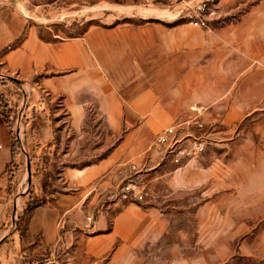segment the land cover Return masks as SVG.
<instances>
[{
  "label": "rangeland",
  "instance_id": "obj_1",
  "mask_svg": "<svg viewBox=\"0 0 264 264\" xmlns=\"http://www.w3.org/2000/svg\"><path fill=\"white\" fill-rule=\"evenodd\" d=\"M186 4L191 3L0 0L1 12L9 10L17 20L19 41L34 35L45 44L79 42L84 48L76 65L42 76L78 84L81 122L72 121L65 97L52 98L37 85L40 80L7 76L0 66V116L18 153L17 128L26 119L19 116L21 108L37 116L31 108L41 103L54 138L49 155H22V170H10L18 197L33 194L39 204L25 211L27 202L18 203V218H8L0 230L12 227L21 241L30 213L50 210L60 215L58 238L67 225L78 233L67 240L71 264H264V0H218L216 20L204 31L176 17ZM109 36L120 41L99 44L105 68L89 39ZM180 38L178 48H167ZM102 86L116 92L118 123L109 122ZM144 91L153 95L149 109L139 98ZM191 108L201 110L211 132L198 167L164 174L175 171L169 167L146 178L145 202L132 203L139 209L134 228H118L121 206L109 208L100 198V177L87 181L85 170L131 132L133 144L145 149ZM65 198L77 200L66 212ZM89 216L94 221L85 230Z\"/></svg>",
  "mask_w": 264,
  "mask_h": 264
},
{
  "label": "crops",
  "instance_id": "obj_2",
  "mask_svg": "<svg viewBox=\"0 0 264 264\" xmlns=\"http://www.w3.org/2000/svg\"><path fill=\"white\" fill-rule=\"evenodd\" d=\"M8 11L4 10L1 12L0 10V66L2 67V73L7 76L16 75L18 79L23 81H33L34 78L37 81L40 80V83L37 85L48 91L52 98L56 96L66 98L67 107L73 116V120H70L81 122L84 117L82 115L83 111L81 106L75 103V98L80 93L78 84L73 83L72 79H54L44 78L42 76L45 74L52 75L57 71L76 65L78 54H82L84 49L82 43L64 42L60 44H45L34 35L26 37L23 41H19V25H15V21L17 20L14 19V14H8ZM193 29L204 31L200 28ZM108 39L112 43H119L120 41L118 37L115 39L114 36L92 37L89 39L91 49H93L94 53L98 54V61L105 68L107 66L104 64L103 58H100L98 49L100 47L104 48L103 46H99V44L102 42L103 44H107L109 42ZM178 43H183V40L180 38L179 41H175L174 44L167 48H178ZM8 46H10V49H6ZM108 71H110L109 67ZM102 87L103 94L105 93L106 95V111L109 122L118 123L120 122V116L118 114L119 104L116 92L113 88ZM146 96L148 97L146 98ZM139 98L144 101L145 107L149 109L153 101L152 92L144 91ZM190 100H192L191 94ZM191 104H193L192 101L190 103H184L183 108H189ZM34 106L36 108H31L33 109L32 111L35 113L39 111V114L36 116L29 114V111L24 112L26 119L17 128L20 132L19 139H21L22 143V146L20 145L21 153H18V149L13 148L14 140L12 138L11 128L0 116V227L3 223H6L5 221H8V218L15 216L17 219L19 214L16 210L17 204L21 203V205L25 206V203L27 202L28 204L30 199L23 197L25 193L22 194V197H18L21 190L19 186L12 187L14 183L11 182L10 170H22L23 160L21 157L23 156L26 159L28 155L29 159H31L32 155H39V152L44 155H49L51 145L53 144L54 138L50 127V117L46 114L45 107L41 103L35 104ZM190 111L188 115L173 118L168 126L173 123L187 122L196 117L200 122L204 123L201 110L191 108ZM135 138V132L129 133L122 146L119 145L108 157L85 170L87 181L100 177L99 190L102 194L105 192L104 198L101 196L100 198L107 201L106 203L109 204L108 207L115 209L121 206L122 212L117 219L118 228L128 227L133 229L135 224L134 218L138 215L139 209L133 205L134 203L126 204L129 202L113 200L112 194L116 187L129 174V166L141 165L145 160L147 152L152 147L155 136L145 149L144 146L139 147L141 144L137 146L133 144ZM123 146L124 154L121 157L120 149ZM142 149L144 150L140 152ZM148 156L150 158L149 162H157L158 155L156 152H152ZM198 162L194 166L187 168H197ZM169 167L175 171L173 173H170L172 172L171 170L167 172L163 171ZM184 169L178 170L170 164H163L145 174L144 180L146 178H154L158 172L163 171L164 174H175ZM106 189L108 190L105 191ZM31 196L34 197L33 194ZM63 203H66L67 206L65 204L61 209L66 212L71 208L72 203H77V200L65 198ZM31 209L26 210L25 208V211H30ZM59 216L56 212L50 210L47 212L32 211L27 217V224H29L27 228L28 232L22 237L21 241L16 239V232L13 233L12 227H6L5 231L0 230V242H3V246L0 248V257L4 256L5 264H71L72 260L67 255L72 249L70 250L68 248L67 240L71 239L73 234L77 235L78 233H73L74 230L67 225L66 234L61 233V237L58 238L56 222ZM76 216L77 214L73 217L76 218Z\"/></svg>",
  "mask_w": 264,
  "mask_h": 264
},
{
  "label": "built area",
  "instance_id": "obj_3",
  "mask_svg": "<svg viewBox=\"0 0 264 264\" xmlns=\"http://www.w3.org/2000/svg\"><path fill=\"white\" fill-rule=\"evenodd\" d=\"M179 1L181 4L191 3L182 7L176 16L187 20L191 27L209 29L211 22L216 20L218 0ZM26 93L24 90L23 100L29 98ZM24 112V108H21L19 111L21 119L24 117ZM17 137L19 138V130ZM210 137L209 127L197 117L187 122L173 123L162 129L155 135L152 147L142 164L129 166V174L116 187L112 199L134 204L144 203L146 197L144 175L163 164H170L178 170L194 166L207 151L211 142ZM152 152L158 155L156 163L149 162L148 155ZM93 221L92 216L87 217L84 229H90Z\"/></svg>",
  "mask_w": 264,
  "mask_h": 264
},
{
  "label": "trees",
  "instance_id": "obj_4",
  "mask_svg": "<svg viewBox=\"0 0 264 264\" xmlns=\"http://www.w3.org/2000/svg\"><path fill=\"white\" fill-rule=\"evenodd\" d=\"M17 144H15V142L13 143V148L16 149ZM39 204V201L35 198H33V196H31V198L29 199V202L27 204L26 210H29L31 208L36 207Z\"/></svg>",
  "mask_w": 264,
  "mask_h": 264
}]
</instances>
